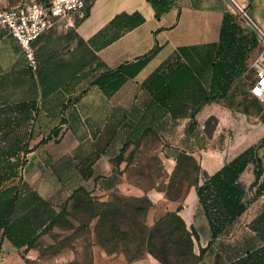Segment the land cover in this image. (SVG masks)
I'll return each mask as SVG.
<instances>
[{
	"label": "crops",
	"instance_id": "crops-1",
	"mask_svg": "<svg viewBox=\"0 0 264 264\" xmlns=\"http://www.w3.org/2000/svg\"><path fill=\"white\" fill-rule=\"evenodd\" d=\"M87 3V16L76 30H50L32 42L35 70L0 27V173L7 163H21L7 183L16 188L13 215L20 209L17 218H22L36 198L57 210L82 191L102 202L117 194L146 198L157 209H179L181 215L194 204L196 186H186L181 200H167L156 186L163 178L168 182L182 153L197 161L205 181L253 146L248 139L234 144L226 136L216 148L219 129L233 124L232 113L229 117L222 109L234 108L223 103L232 88L216 98L222 92L214 87L213 62L226 21L248 33L245 19H238L240 9L264 30V0ZM113 72L124 82L107 94L96 81ZM248 93L257 114L248 113L252 103L240 101L237 109L247 122L250 117L264 127V102ZM211 118L217 129L201 148L195 127ZM152 173L161 174L152 180ZM204 181L198 177V185ZM238 184L246 197L253 196L250 205L264 210V173L256 177L245 170ZM185 216L191 219L192 213ZM46 225L30 236L19 232L16 237L26 239L19 246L1 230V254L7 257L32 242L37 255L39 242L52 240L49 230L43 231ZM260 246L264 238L228 255L225 264ZM72 254H59L60 260L71 261Z\"/></svg>",
	"mask_w": 264,
	"mask_h": 264
},
{
	"label": "rangeland",
	"instance_id": "rangeland-1",
	"mask_svg": "<svg viewBox=\"0 0 264 264\" xmlns=\"http://www.w3.org/2000/svg\"><path fill=\"white\" fill-rule=\"evenodd\" d=\"M30 1L32 0H0V9ZM251 79L253 74L246 69L229 86L232 94H228L223 103L225 107L229 105L234 110L230 112L223 108L222 111L228 116L232 113L233 124H229L227 130L225 124L224 131L219 129L216 148L224 145L226 136L234 144L240 139H248V142L253 143L252 163L248 165L246 172L254 173L258 169L259 173H264V127L250 117L247 122L237 109L240 101L249 105L253 101L248 93ZM216 96L220 98L222 94ZM249 112L255 116L256 105ZM187 116L194 118V115ZM203 116L205 115H200L201 118ZM215 125V118H211L199 122L195 127V131L200 134L201 148H206V144H209L207 137L215 133ZM190 132L194 133L192 130ZM197 169V161L182 153L168 182L163 178L156 187L162 190L167 200H181L186 194V186L194 183L198 173V177L204 181ZM152 174L154 180L161 173ZM245 199L246 211L213 239L197 197L185 212L192 213L189 219L185 213L180 215L166 208L157 209L146 198H125L117 194L102 202L86 191L78 192L59 209L53 210V214L44 217L48 223L45 222L47 225L43 231L49 230L52 240H41L37 255L31 251L36 248V244L30 242L24 249L8 252L7 257L0 252V264H225L224 259L228 255L232 256L241 249L252 247L263 235L264 210L250 205L253 196L249 193ZM20 211L19 209L17 215ZM17 215H13L12 223H23L22 218H17ZM40 224L32 222L31 229L36 231ZM152 246L161 251L160 256L153 254ZM70 251L73 253L71 261L69 258L60 260L59 254H68Z\"/></svg>",
	"mask_w": 264,
	"mask_h": 264
},
{
	"label": "trees",
	"instance_id": "trees-1",
	"mask_svg": "<svg viewBox=\"0 0 264 264\" xmlns=\"http://www.w3.org/2000/svg\"><path fill=\"white\" fill-rule=\"evenodd\" d=\"M236 27L237 29H235ZM239 28L241 29L239 25L234 26V24L226 21L221 31L220 43L213 62L214 87L220 90L222 95L227 92L232 81L247 69L246 58L248 52L256 44L253 32L250 29H248L247 35H251V37H248L240 33ZM248 46H250L249 50ZM250 71L252 73V70ZM123 82V76L117 72L107 73L96 81L98 86L107 94L113 92ZM251 152L252 147L241 152L215 174L208 177L203 184L198 185L199 173L194 183L190 184V186H196L198 203L204 210L213 239L217 238L226 226L235 222L246 211V192L238 184V178L247 169L248 165L252 163ZM180 158L181 155L177 160V165ZM20 164L7 163L4 166L5 173H0V231H8V235H13L14 239L10 237V240L15 246L21 245L26 240L22 239V237H16L19 232V236L24 234L25 236H30L34 232V229H31L32 222L36 221L45 224L47 220H44V217L47 214L51 215L54 213L48 203L36 198L35 204L22 217L23 223L18 221L15 224H10L16 201V193L14 194L16 188L14 186L7 187V183L15 174L11 173L12 170L16 165ZM197 168L200 172L198 164ZM254 173H256V177L260 175L258 169H255ZM176 212H179V209ZM262 233L261 237L264 238V231ZM30 238H27V240H30ZM151 248L155 256H160L161 251L156 246ZM229 264H264V246L248 251L243 257Z\"/></svg>",
	"mask_w": 264,
	"mask_h": 264
},
{
	"label": "built area",
	"instance_id": "built-area-1",
	"mask_svg": "<svg viewBox=\"0 0 264 264\" xmlns=\"http://www.w3.org/2000/svg\"><path fill=\"white\" fill-rule=\"evenodd\" d=\"M87 10V0H32L15 7L0 9V27L15 39L24 53L28 67L35 70L37 62L31 47L32 42L50 30H76L86 18ZM234 15L237 17V13ZM238 19H245L256 43L251 50L248 46L246 58L247 69L252 70L253 74L249 92L264 102V30L252 22L241 9Z\"/></svg>",
	"mask_w": 264,
	"mask_h": 264
}]
</instances>
